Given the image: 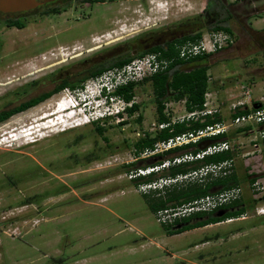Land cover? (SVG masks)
I'll list each match as a JSON object with an SVG mask.
<instances>
[{"label":"rangeland","instance_id":"1","mask_svg":"<svg viewBox=\"0 0 264 264\" xmlns=\"http://www.w3.org/2000/svg\"><path fill=\"white\" fill-rule=\"evenodd\" d=\"M202 2L154 0L148 6L151 10L134 16L123 9L125 2L115 6L119 12L109 19L78 18L75 11H68L40 39L38 26L29 24L20 31H6L3 43L46 46L20 59L28 64L27 70L54 64L32 76L63 64L73 76L90 63L107 64L126 54L135 36L199 11ZM258 17L254 26L264 28V12ZM233 26L239 28L237 22ZM233 33V44L207 58L210 100L227 124L235 107L264 105V48L257 44L261 38L242 29ZM83 58L88 62L80 63ZM91 80L82 84L88 89L85 94L93 96L97 91ZM243 86L248 93H243ZM63 90L0 123V139L7 137L0 141V264H11L6 256L17 264H264V214L256 211L264 206V149L257 123L244 132L237 131L243 126L226 132L234 171L242 179L239 198L245 213L228 218L232 221L168 235L163 227L168 223L158 221L149 210L147 192H140L137 181H132L137 176L129 177L135 169L126 166L137 158L132 143L158 122L151 83L135 88L139 109L133 115L99 121L105 127L101 136L92 122L71 125L72 115L63 121L69 122L61 127L65 131L35 132L44 126V121L36 122L38 116L49 114L67 96ZM166 106L171 117L186 111L183 102ZM251 173L263 176L249 184L245 176Z\"/></svg>","mask_w":264,"mask_h":264},{"label":"trees","instance_id":"2","mask_svg":"<svg viewBox=\"0 0 264 264\" xmlns=\"http://www.w3.org/2000/svg\"><path fill=\"white\" fill-rule=\"evenodd\" d=\"M200 24V23H199ZM197 22L191 23V27L186 32L178 33L175 37L167 40L162 45H155L149 49L139 51L137 53H126L116 57L112 62L107 64H101L96 66L87 75L75 79L71 82L65 80L58 89L68 88L75 90L83 87V82L89 78H94L101 74L103 71L110 69L115 66H122L123 64L131 61L135 57L143 56L147 53L159 52L163 58L171 60L168 67L151 77L143 80L139 83H129L126 85L118 86L113 92L114 95L121 97L125 102H132L130 107H126L125 112L127 115H133L138 109L139 105L134 101L135 88L144 82H150L152 86V92L154 95V101L156 104L157 121L162 123H169V125L159 131L148 132L144 131V135H140L133 143L132 149L133 154L136 155V159L127 163L128 170L136 169L138 166L141 167L152 166L161 164L164 159H171L174 156L181 155L184 153L192 152L195 153L202 149L207 144L228 141L227 133H221L217 135L202 137L195 142H189L180 146L164 150L159 153H154L148 156H141L144 151L153 150L154 145L157 142L165 141L169 138L185 134L195 133L198 130L204 129L208 125H213L218 122H223V118L219 112L213 114H206L199 116L196 119H189L184 121L172 122L171 116L165 112V103L168 102H179L184 101V108L186 111H201L204 109L205 93L209 91L210 80L208 75L209 64L207 58L212 54L197 55L188 60H183L179 57L178 46L185 43L186 41L197 42L201 39L202 35L206 32L224 30L231 35L232 31L220 22H215L213 25L207 26ZM200 26L197 28V26ZM260 38V37H258ZM186 66V67H185ZM49 94H44L37 98H33L28 101L22 107H17L7 113L0 114V123L7 120L12 113L19 111L20 109L28 106H33L42 101ZM253 105L264 107L260 102H253L252 106L240 105L234 108L231 114V119L238 116L247 115L255 110ZM123 113L117 114L118 117L123 118ZM106 119V118H105ZM100 120L92 121L94 124V130L98 135H103L105 127L99 125ZM137 121H142V116L138 115ZM121 123V122H119ZM125 123L122 122L121 125ZM260 129L264 128V122L258 123ZM250 125L238 128V132H244L250 129ZM262 147L264 149V138L261 139ZM233 158L232 150H226L219 153L206 155L201 159H196L188 162H181L178 164L170 165L168 168L163 169L164 172L160 175L156 173H150L144 176L134 178L132 181L137 183H148L153 181L155 178L187 174L191 171L197 170L200 167L225 161ZM234 159V158H233ZM163 160V161H162ZM134 167V168H133ZM139 167V168H141ZM263 174H247L245 179L249 184L254 183L258 178L262 177ZM242 181L241 178L231 168V173L222 176L215 177L206 182L200 183L198 181H183L177 182L171 186H165L163 189L152 190L145 194V201L149 210L156 214L160 209L174 208L194 200L205 197L206 195L216 193L221 190L229 189L234 186H238ZM264 200V193L261 196ZM224 210L225 213L218 216V211ZM246 211V205L238 198L226 205L221 206L215 210L209 212H197L189 216L176 218L173 223L163 225L164 230L168 235L181 233L186 230H190L197 227H202L209 224L219 223L228 218H237L244 214Z\"/></svg>","mask_w":264,"mask_h":264},{"label":"flooded vegetation","instance_id":"3","mask_svg":"<svg viewBox=\"0 0 264 264\" xmlns=\"http://www.w3.org/2000/svg\"><path fill=\"white\" fill-rule=\"evenodd\" d=\"M202 1L203 6L199 11L173 18L175 22L172 24H167L154 30L143 31L135 36V38L130 40V49L127 53H137L155 45H162L178 33L188 31L193 22L210 26L217 21L221 25L227 26L232 33L234 29H242L243 32L251 36L253 35V37H260L261 39L257 44L261 48H264V28H256L254 26V21L261 18L258 16L264 12V0ZM125 2L127 5H124L123 9L130 10L128 12L129 15L134 16L137 13L143 14L144 11L151 10L152 7L148 6L154 0H31L27 7L23 9L7 11L0 8V114L7 113L17 107H22L33 98L49 94L42 100L44 101L63 90L58 89V87L65 80L71 82L79 79L90 73L96 66L103 64V62L97 61L90 63L89 66L78 70L73 76L67 70L69 66H66V64L32 76L38 71L53 67L54 64L37 66L38 68L35 67L36 65H31L32 68L35 67L34 70H27L28 64L22 62L20 59L25 58L26 54L30 52H42L46 49V46L41 44H4L3 34L6 31L10 29L20 31L27 28L29 24H33L38 26L36 34L40 33L38 35L40 39L42 33L49 31V26L52 29L55 28L56 22L68 11H75L79 14L78 18L83 16L87 18L101 17L109 19L118 11L117 9L115 10V6H121ZM49 21H52V23L49 24ZM233 22H237L239 28H234ZM199 25L197 28L200 27ZM53 35L56 34L53 33ZM43 39L45 40L46 37ZM87 62L86 58L80 60L82 64ZM21 63L22 65H20ZM5 85L8 86L1 88V86ZM33 106L20 109L12 113L10 117L27 111Z\"/></svg>","mask_w":264,"mask_h":264},{"label":"built area","instance_id":"4","mask_svg":"<svg viewBox=\"0 0 264 264\" xmlns=\"http://www.w3.org/2000/svg\"><path fill=\"white\" fill-rule=\"evenodd\" d=\"M231 44H233V39L228 32L224 30L210 31L204 33L201 39L197 42L186 41L185 43L179 45V57L183 60H188L197 55L214 54ZM170 62L171 60L163 58L159 52L147 53L143 56L133 58L131 61L123 64L122 66H115L110 69H107L98 76L92 78L91 81L94 83L93 85L95 86L97 93L104 92V95L109 98L112 105L110 104V106H106L105 110L102 112L91 113V117H89V115L85 112H82V114L78 118L74 119V123L72 125L74 127H77L85 123L92 122L91 118L101 120L99 117L103 116L104 114L108 115V117L117 116V114L119 113L127 115L125 109L126 107H130L133 101L125 102L121 97L114 95L113 92L115 91V89L118 86L126 85L129 83L142 82L143 80L151 77L157 72L165 70ZM83 87L75 89V94L81 95L85 94L84 91L88 92V89L85 90V88ZM64 90L67 93L66 98L74 101V95H72L71 90L68 88H65ZM247 91L248 88L246 86H243V93H248ZM210 95V91H207L205 93V103L203 110L192 112L185 111V113L181 116L171 117V121L177 122L189 119H196L199 116L218 112L215 107L211 106ZM179 102L184 103V101ZM168 103H165V112L169 115L166 106ZM260 122H264V107L256 108L254 111L247 115H242L231 119L228 124L225 122H218L213 125H208L204 129L198 130L195 133H185L169 138L165 141L157 142L154 145V149L144 151L143 156L162 152L164 150L173 148L175 146L187 144L189 142H195L202 137L226 133L227 130L232 126L239 127L252 123L258 124ZM168 125L169 123L154 122L148 130L144 131H159L167 127ZM141 135H144V132ZM259 136L261 137V139L264 138V128L259 130ZM4 139L5 138L3 137L0 139V141H3ZM229 149L230 144L229 141L226 140L207 144L195 153H184L181 155L174 156L171 159H165L161 164L147 166L144 168L141 167L132 170V172L130 171L129 177H139L150 173H158L161 170L168 168L170 165L201 159L206 155L223 152ZM233 165L234 159H227L222 162L204 165L199 169L191 171L187 174L177 175L175 177H160L158 178V182L154 181L142 183L138 184V187L141 190L140 192L148 193L152 190L163 189L165 186H171L183 180L198 181L200 183H203L215 177H222L231 173V168H233ZM240 192V187L234 186L229 189L221 190L216 193L206 195L205 197H202L200 199L194 200L178 207L160 209L156 212L157 220L163 224H171L176 218L189 216L197 212H209L215 210L223 205H226L238 199L240 197ZM256 211L258 214H264V206L257 208ZM232 219H227L226 221H232Z\"/></svg>","mask_w":264,"mask_h":264},{"label":"clouds","instance_id":"5","mask_svg":"<svg viewBox=\"0 0 264 264\" xmlns=\"http://www.w3.org/2000/svg\"><path fill=\"white\" fill-rule=\"evenodd\" d=\"M71 92H72V95H74L75 100L74 101L71 99L69 100L66 97L62 98L58 107L60 106V108H61V107H64L66 105H69V104H72L74 107H73L72 111H70V113L59 116L57 118V120L55 119L56 123L60 122L61 120L65 121L66 117L69 115H73L74 119L78 118L82 114V112H85L86 114L89 115V117H91V113L102 112L105 110L106 106H109L111 104V102H109V99H107L106 95H104V92L97 93L93 96H90L89 94L77 95V94H75V90H71ZM102 101L103 102L105 101V102L103 103ZM99 118L100 119L108 118V115L104 114L103 116H100ZM91 119H92V121L98 120V119H93V118H91ZM24 133H26V132H24ZM5 138H7V137H5Z\"/></svg>","mask_w":264,"mask_h":264},{"label":"bare ground","instance_id":"6","mask_svg":"<svg viewBox=\"0 0 264 264\" xmlns=\"http://www.w3.org/2000/svg\"><path fill=\"white\" fill-rule=\"evenodd\" d=\"M59 105V104H58ZM58 105H57V103L53 106V109L51 110V112L49 113V114H45V115H42V114H40V116H38V118L36 119V122H39V121H46L47 119H50L51 117H52V120L51 121H47V122H45V123H43L42 125H44V126H42L41 128H39L38 130H35V132H41V130L42 129H47V128H50V129H48L47 131H45V132H56V131H62V130H64V128H61L63 125H64V127L66 126V125H68V123L69 122H67V124L65 123V124H63V121L64 120H61L60 122H58V123H55V116H58V115H60L61 114V111H59L60 110V106L58 107ZM61 108H63V107H61ZM48 113V112H47ZM42 115V116H41ZM70 117H72L71 115H69ZM69 116H67V117H69ZM57 120V119H56ZM65 122V121H64ZM71 122V121H70ZM72 123H74V121L72 122ZM57 124L59 125L58 127L59 128H56V126H57ZM35 126V125H34ZM41 126V125H40ZM40 126H38V127H40ZM25 132H27V131H25ZM43 135H45V133H43V134H38V136L37 137H42ZM21 136L22 137H24L25 135H22L21 134Z\"/></svg>","mask_w":264,"mask_h":264},{"label":"water","instance_id":"7","mask_svg":"<svg viewBox=\"0 0 264 264\" xmlns=\"http://www.w3.org/2000/svg\"><path fill=\"white\" fill-rule=\"evenodd\" d=\"M30 2L31 0H0V8L7 11H15L27 7ZM258 107V105H253L255 109ZM224 213V210H220L217 215L221 216Z\"/></svg>","mask_w":264,"mask_h":264},{"label":"crops","instance_id":"8","mask_svg":"<svg viewBox=\"0 0 264 264\" xmlns=\"http://www.w3.org/2000/svg\"><path fill=\"white\" fill-rule=\"evenodd\" d=\"M176 103H178V102H176ZM211 106H212V103H211ZM2 257L3 256H0V258H2ZM6 259H8L11 262V264H17V260L13 259L12 256H6Z\"/></svg>","mask_w":264,"mask_h":264}]
</instances>
